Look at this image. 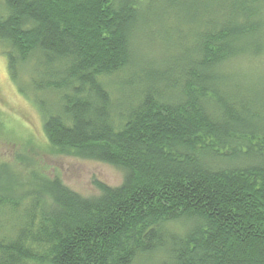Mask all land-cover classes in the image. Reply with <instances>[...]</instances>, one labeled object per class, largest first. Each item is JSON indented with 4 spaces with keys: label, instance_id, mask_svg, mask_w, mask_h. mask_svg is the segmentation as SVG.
Masks as SVG:
<instances>
[{
    "label": "trees",
    "instance_id": "16d2710c",
    "mask_svg": "<svg viewBox=\"0 0 264 264\" xmlns=\"http://www.w3.org/2000/svg\"><path fill=\"white\" fill-rule=\"evenodd\" d=\"M143 1L0 0L7 73L46 145L123 172L92 195L40 172L1 192L0 264H264L260 0H162L171 35Z\"/></svg>",
    "mask_w": 264,
    "mask_h": 264
},
{
    "label": "rangeland",
    "instance_id": "374dc122",
    "mask_svg": "<svg viewBox=\"0 0 264 264\" xmlns=\"http://www.w3.org/2000/svg\"><path fill=\"white\" fill-rule=\"evenodd\" d=\"M161 2L162 0H144L140 9L152 14L157 12L160 15L163 14L158 6ZM257 6L264 9V0L257 2ZM179 25V35H188L186 38L188 47L192 46L190 33H194L196 28L183 23ZM173 28L171 20L165 18L163 14L160 25L155 30L171 35L174 33ZM139 35L142 42L139 48L143 58L141 63L146 65L150 63V57L154 53L146 49L143 44L147 43L151 34L145 30ZM155 55L160 57H154L152 63L162 59L161 54ZM257 67H261L264 71V59L256 62L249 69L256 70ZM25 78L21 76L19 80L14 81L9 77L7 60L0 48V193H17L20 187L21 190L30 189L38 172L51 178L58 177L64 185L82 195H92L97 192L93 184L95 180L112 186L119 185L123 178L121 169L108 163L51 151L46 145L47 141L42 131V115L33 104L30 94L19 90V85L24 83ZM114 85L110 82L108 88L113 92V99L116 100L118 92L114 91ZM3 180L7 181L10 188L3 185ZM178 225L175 226L176 230L183 228L181 225L179 228ZM158 259V254L142 255L138 259V264H155L159 263Z\"/></svg>",
    "mask_w": 264,
    "mask_h": 264
}]
</instances>
